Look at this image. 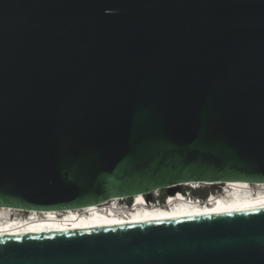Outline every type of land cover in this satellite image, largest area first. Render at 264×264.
Masks as SVG:
<instances>
[{
	"label": "water",
	"instance_id": "obj_1",
	"mask_svg": "<svg viewBox=\"0 0 264 264\" xmlns=\"http://www.w3.org/2000/svg\"><path fill=\"white\" fill-rule=\"evenodd\" d=\"M234 181L264 183V0H0V208ZM0 264H264V208L0 235Z\"/></svg>",
	"mask_w": 264,
	"mask_h": 264
},
{
	"label": "bare ground",
	"instance_id": "obj_2",
	"mask_svg": "<svg viewBox=\"0 0 264 264\" xmlns=\"http://www.w3.org/2000/svg\"><path fill=\"white\" fill-rule=\"evenodd\" d=\"M221 183H183L180 186L177 185L176 194L168 196L169 204L166 205H152L147 194H138L132 197L112 198L100 204L62 211L0 208V235L70 230L264 208V183L246 181L222 183L228 187V194H225L226 190L219 195L213 194L210 201L206 203L187 202L179 190L183 185H214L219 187ZM232 188L234 189L233 192H231ZM237 192L242 193V195L246 192V196L241 194L233 196ZM127 198H132L133 202L135 201L134 206H119V201Z\"/></svg>",
	"mask_w": 264,
	"mask_h": 264
},
{
	"label": "rangeland",
	"instance_id": "obj_3",
	"mask_svg": "<svg viewBox=\"0 0 264 264\" xmlns=\"http://www.w3.org/2000/svg\"><path fill=\"white\" fill-rule=\"evenodd\" d=\"M224 185L220 184L219 187L214 186V185H203L200 188L197 189H192L188 185H183L179 190L180 192H190L191 196L194 197H200V198H206L210 194L214 195H219L222 191V187ZM168 191L166 189L163 190H154L152 192V195H150V201H156V199H159L160 202L165 199V197H168ZM133 201L132 198H127L124 200L119 201L120 205L119 206H125V205H130V203Z\"/></svg>",
	"mask_w": 264,
	"mask_h": 264
},
{
	"label": "built area",
	"instance_id": "obj_4",
	"mask_svg": "<svg viewBox=\"0 0 264 264\" xmlns=\"http://www.w3.org/2000/svg\"><path fill=\"white\" fill-rule=\"evenodd\" d=\"M181 196L184 198V200H186L187 202L190 203H204L205 202V198H200V197H194L191 196L190 192L186 191V192H181ZM154 205H161V202L159 199H156V201H151ZM129 207V205H127Z\"/></svg>",
	"mask_w": 264,
	"mask_h": 264
},
{
	"label": "clouds",
	"instance_id": "obj_5",
	"mask_svg": "<svg viewBox=\"0 0 264 264\" xmlns=\"http://www.w3.org/2000/svg\"><path fill=\"white\" fill-rule=\"evenodd\" d=\"M233 196H236V194H234Z\"/></svg>",
	"mask_w": 264,
	"mask_h": 264
}]
</instances>
